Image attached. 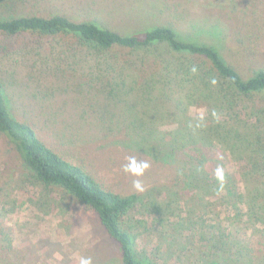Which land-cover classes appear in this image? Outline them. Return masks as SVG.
I'll list each match as a JSON object with an SVG mask.
<instances>
[{
	"label": "trees",
	"instance_id": "trees-1",
	"mask_svg": "<svg viewBox=\"0 0 264 264\" xmlns=\"http://www.w3.org/2000/svg\"><path fill=\"white\" fill-rule=\"evenodd\" d=\"M8 1L0 0V6ZM258 6L243 9L244 24L250 25L244 33L247 41L258 37L264 25V13ZM228 14L222 17L227 24L234 15L239 19L237 13ZM152 15L156 16L153 12ZM223 24L205 23L220 34L226 32L225 26L221 27ZM205 31L212 35L206 29L202 35ZM53 37L67 42L47 54L46 61H84L82 58L87 57H81L78 49L74 52L76 48L71 41L89 44L100 56L93 70L96 80L102 86H112L111 93L123 90L127 81L117 73L126 71L130 82L139 83L143 78L148 93L160 95L155 109H149L148 118L141 121L145 128L131 121L130 140L124 143L129 148H143L152 156L158 157L159 152L164 155L159 159L166 163L178 166L181 163L177 181L178 186L191 191L188 211L183 214L184 207L173 198V193L149 204L142 203L148 197L146 194H122L103 187L81 165L44 142L31 123L14 117L0 81V134L10 144L8 173L15 176L22 170L30 183L59 188L73 201L96 213L117 245L119 264H166L153 260L145 247L138 248L137 229L148 225L166 236L164 244L162 240L155 244L157 251L167 245L191 264H264V59H232L225 55L222 45H217V40L184 35L172 22L159 19L149 20L140 29L119 31L98 17L80 20L60 11L48 16L23 13L0 18L2 56L32 54L31 49L40 46L37 44ZM160 45L168 48L169 56L165 53L152 56L149 50ZM255 47L246 42L239 49L248 58L255 56L252 54ZM120 51L134 52V56L125 57L121 59L125 63L118 64L113 59L121 58L117 56ZM236 61L251 62L241 65ZM170 91L175 96L176 109L169 112L176 126L157 132L159 128L154 126L156 120L152 116L160 115L161 101H167L164 99ZM191 106L205 107L207 115L201 120L189 116ZM217 169L222 170L223 180L217 177ZM203 199L206 206L201 208L199 203ZM139 203L154 216L139 223L126 220V215ZM206 207L209 209L205 210ZM221 207L224 210L219 212ZM240 232H245L246 237L240 238ZM2 233L0 248H10V237L4 230ZM202 247L205 250H200Z\"/></svg>",
	"mask_w": 264,
	"mask_h": 264
},
{
	"label": "rangeland",
	"instance_id": "rangeland-1",
	"mask_svg": "<svg viewBox=\"0 0 264 264\" xmlns=\"http://www.w3.org/2000/svg\"><path fill=\"white\" fill-rule=\"evenodd\" d=\"M255 4H259L264 13V0H9L0 6V18L23 13L48 16L60 11L80 20L98 17L119 31L140 29L149 20L159 19L172 22L184 35L217 40V45H222L225 55L232 59H264V25L255 39L247 41L244 37L250 25L244 24L243 9ZM238 6L239 11H236ZM228 13H237L239 19L234 15L227 24L222 17L229 16ZM206 21H221L226 32L212 31L216 29H209ZM204 29L212 31L213 36L206 31L202 35ZM66 42L60 37L48 38L37 44L40 46L36 50L31 49L35 56L24 52L13 57L0 55V81L4 84L11 113L16 119L31 123L44 142L81 165L103 187L122 194H146L148 197L143 198L142 203L149 204L173 193V198L184 207L183 214L187 213L191 191L178 186L181 163L179 166L166 163L159 159L164 158L159 152L158 157L154 154L155 157L143 148H129L124 143L130 140L131 121L145 128L141 121L148 118L149 109H155L160 95H150L143 78L139 83L130 82L126 79V71L117 73L120 79L127 81L123 90L111 93L112 86H102L96 80L93 70L100 56L89 44L71 41L76 48L74 52L78 49L82 52L80 56L89 61L86 58H82L84 61H46L47 54ZM246 42L256 45L252 49L255 56L246 58L242 55L239 46ZM149 51L153 52L152 56L156 53L169 56L165 45L152 47ZM38 52L41 54L37 55ZM117 56L121 58L115 57L113 61L125 63L121 59L133 57L134 52L120 51ZM236 62L249 65L251 61ZM137 76L145 78L146 75L137 73ZM174 98L170 91L164 99L167 101H161L160 115L152 116L156 120L154 126L159 128H156L157 132L176 126L174 116L169 112L176 109ZM188 114L201 120V114L204 118L207 111L205 107L191 106ZM9 148L6 137L0 134V233L4 230L12 242L10 248H0V264H80L81 259H90L91 264H119L117 245L100 224L96 213L73 201L59 188L49 189L30 183L22 170L11 176L7 165ZM133 159L138 163L146 162L149 167L141 175L125 171ZM137 181L142 190L135 187ZM205 201H200L201 208L206 206ZM220 209L224 210L221 207L219 212ZM151 214L139 203L126 215V220L149 221L154 216ZM158 230L151 225L139 227L138 248L145 247L150 257L159 263L191 264L170 251L167 245L165 249L156 250L155 244L161 240L164 244L166 238ZM244 233L240 232L239 237H246ZM2 237L3 233L0 239Z\"/></svg>",
	"mask_w": 264,
	"mask_h": 264
},
{
	"label": "clouds",
	"instance_id": "clouds-1",
	"mask_svg": "<svg viewBox=\"0 0 264 264\" xmlns=\"http://www.w3.org/2000/svg\"><path fill=\"white\" fill-rule=\"evenodd\" d=\"M192 71L195 72L196 69L193 68ZM213 83H215V81H213ZM213 115H215V113H213ZM201 119H203V114H201ZM148 167H149V165L146 162L145 163H138L135 159H133L131 161L130 166L127 167L125 169V171H130L133 174L141 175L143 173V171L145 169H147ZM216 175L220 180H223L222 170L217 169ZM135 187L137 189H141V185H140L139 181L135 182ZM80 264H91V260L90 259H81Z\"/></svg>",
	"mask_w": 264,
	"mask_h": 264
}]
</instances>
